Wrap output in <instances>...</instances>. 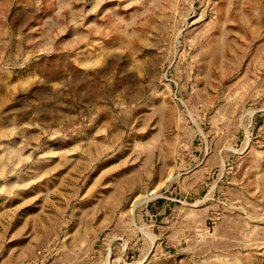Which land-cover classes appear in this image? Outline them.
Instances as JSON below:
<instances>
[{
  "label": "rangeland",
  "instance_id": "374dc122",
  "mask_svg": "<svg viewBox=\"0 0 264 264\" xmlns=\"http://www.w3.org/2000/svg\"><path fill=\"white\" fill-rule=\"evenodd\" d=\"M0 264H264V0H0Z\"/></svg>",
  "mask_w": 264,
  "mask_h": 264
}]
</instances>
